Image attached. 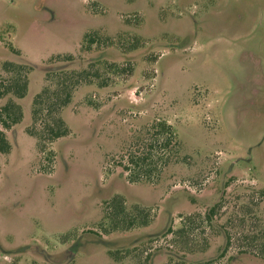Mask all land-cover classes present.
<instances>
[{"label": "rangeland", "instance_id": "obj_1", "mask_svg": "<svg viewBox=\"0 0 264 264\" xmlns=\"http://www.w3.org/2000/svg\"><path fill=\"white\" fill-rule=\"evenodd\" d=\"M6 62L32 70L24 98H0L24 108L0 154V264H144L153 252L150 264H264L236 244L224 252V234L200 235L190 253L162 237L223 194L232 207L264 190V0H0V83L15 74ZM66 69L95 81L62 111L70 133L42 148L28 132L34 100ZM156 118L179 152L156 184L129 182L112 158ZM116 194L153 207L154 222L87 232Z\"/></svg>", "mask_w": 264, "mask_h": 264}, {"label": "trees", "instance_id": "obj_2", "mask_svg": "<svg viewBox=\"0 0 264 264\" xmlns=\"http://www.w3.org/2000/svg\"><path fill=\"white\" fill-rule=\"evenodd\" d=\"M95 41L93 36L86 35L85 42L93 44ZM5 67L7 70L14 71L15 74L0 83V98L8 94L24 98L28 93L29 73L32 66L6 62ZM56 75L59 79L58 85L55 88H45L36 96L33 110L35 127L28 128L30 134L39 137L42 148L45 144L52 143L70 133V127L64 120L62 111L71 102L75 90L81 84L95 81L93 79L95 75L89 69L60 70L56 72ZM23 118V105L16 100L10 99L0 106V154L9 153L11 150L12 145L7 132ZM143 128L119 157L112 158V163L122 169V173L126 175L129 182L145 181L156 184L161 179L163 170L173 159V155L178 154L180 144L175 130L165 119L156 118ZM243 195L249 198L242 200L239 196L234 206L230 207L229 199L223 194L216 202L205 206L203 210L181 217L180 227L174 229L169 226L162 233V237H171L173 247L190 253L197 249L196 246H201L198 240L200 235H205L208 231L220 233L226 237L224 252L236 244L238 253H251L264 258V213L260 214L256 210L260 202L264 201V190L256 189L250 194ZM104 203V217L99 224V229H88L87 232L102 236L115 231H129L151 225L157 216L153 207L141 203H135L129 207L126 197L122 194H116ZM225 216L227 217L222 222ZM145 239L153 242L157 237L151 234ZM203 239L204 243H209V238ZM159 249L161 248L156 250ZM136 250L137 247L134 246L122 250L111 249L110 253L120 260L132 252L135 253ZM153 253H148L144 264H150L149 260Z\"/></svg>", "mask_w": 264, "mask_h": 264}]
</instances>
